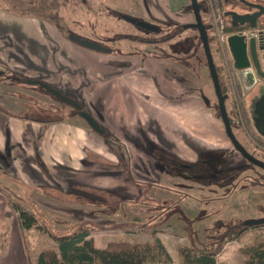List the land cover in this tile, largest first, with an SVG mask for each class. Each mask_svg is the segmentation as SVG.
Segmentation results:
<instances>
[{"label":"crops","instance_id":"1","mask_svg":"<svg viewBox=\"0 0 264 264\" xmlns=\"http://www.w3.org/2000/svg\"><path fill=\"white\" fill-rule=\"evenodd\" d=\"M147 1L154 11L151 18L157 21L180 25L194 19L187 7L190 0ZM9 39L25 57L11 49ZM91 50L61 36L45 21L0 11V65L13 70L15 75L21 73L27 77V74L30 76L27 58L41 61L55 76L56 89L71 91L79 101L88 105V113L101 115L106 135L102 139L64 118L50 123L32 120L23 114L27 101L15 96L26 98L42 91H34L31 87L0 89V183L4 186L0 185V264H35L36 259L30 257L24 242V232L32 228L20 229L18 212L8 205V194L22 200L14 191L16 182L32 187L28 202L33 207L50 208L49 202L56 208L63 207L38 192L42 188L79 193L75 187H81L104 194L83 193L85 200L93 199V204H81L78 200L79 207L96 208L94 203L109 204L113 200L120 203L151 202L156 199L145 196V191L158 190L164 175L161 166L150 156L153 143L162 148L167 144L178 147L190 141L203 145L204 128L208 126L215 128L223 145V138L227 139L223 124L213 109L206 107L197 94L160 64L132 56L116 59L107 52ZM222 53L226 55L224 50ZM224 61L236 112L242 128L248 129L249 99L240 92L237 79L229 71V61L225 58ZM231 61L230 57V64ZM92 72L99 76L94 88L92 84L85 85L91 80ZM33 81L31 76L30 84ZM38 161L41 167L37 165ZM56 212L67 219L84 222L82 217L71 213ZM82 213L79 212L80 216ZM104 215L106 218L107 214ZM89 217H94L93 221L97 222V211ZM154 231L162 241L160 233ZM91 238L97 249H104L107 242L112 241L99 243L93 232Z\"/></svg>","mask_w":264,"mask_h":264},{"label":"rangeland","instance_id":"2","mask_svg":"<svg viewBox=\"0 0 264 264\" xmlns=\"http://www.w3.org/2000/svg\"><path fill=\"white\" fill-rule=\"evenodd\" d=\"M214 3V0H209L208 7L210 18L215 24L217 11ZM4 4L9 6L10 3ZM88 6L89 8L83 4L69 5L60 11L64 19L65 30L72 32L80 39H89L102 46L107 54L113 55L116 59L132 56L155 61L170 71L171 75L193 94H197L206 107L213 109L216 117L219 116L206 58L195 28H181L179 24L164 21L162 25L159 24L158 31H151L125 19L128 17L136 21L154 22L155 19L151 21V14L154 11L147 0H88ZM187 7L190 8V5ZM0 11L10 13L1 4ZM167 37L170 38L166 40ZM8 43L12 50L19 55L26 56L10 39ZM215 43L212 41V50L216 46ZM222 56V53H214L216 61H224ZM27 59L30 68L27 70V73L30 71V76L27 74V77L21 73L15 75L13 70L11 71L3 64L0 65V89L22 90L31 87L34 91H42L39 95L34 93L32 96L27 95L26 98H21L20 95L15 96L27 101L23 106L25 116L32 120L40 119L43 123H48L52 119L64 118L95 133L87 127V123L81 117L75 114L74 108L45 92L37 84L41 82L56 89L53 81L55 76L50 69L39 60ZM229 71H231L230 68ZM31 76L34 80L32 84L29 82ZM90 78L91 80L86 81L85 85L86 83L92 84L94 88L99 81V76L92 72ZM13 79L16 80L12 81ZM58 91L64 96L81 102L69 90ZM80 104L83 111L89 110L88 105L82 102ZM92 116L105 130L101 115L93 112ZM238 135L247 144L253 145L255 142L257 154L251 152L255 157L264 160V142L258 139L250 128H241ZM190 142L178 145V147L174 145L175 149L173 145L167 144L162 148L153 143L152 149L162 154L159 163L164 173L160 182L161 187L158 190L152 191L151 189L148 193L145 191V196L154 197L155 201L120 203L113 200L109 204L94 203L96 208L79 207V203L93 204V199L85 200L83 193L98 196L104 194L81 187H75L79 193L76 191L62 193L57 188H42L38 192L59 202L63 207L56 208L51 202L48 203L50 208L33 207L28 202L32 187L22 186L9 177L10 180L16 182L17 188L15 187L14 191L22 200L14 198V194H8V205L10 208L17 207L28 214H34L38 219L37 223L53 234H67L81 226L86 227L91 234L95 233L99 243L122 237L131 241L146 240L149 237L141 230H157L163 238L162 242L173 264H180L178 254L180 246L198 247L201 243L208 242L213 236L220 238L230 225L242 223L247 219L264 217V170L245 160L225 138H223V145L214 127L204 128L203 145ZM181 147H183L182 150ZM166 149L176 153L172 154ZM178 154L185 160L181 159ZM181 164L188 165L190 168L181 167ZM37 165L41 167L39 161ZM0 185L3 186V183ZM18 188L19 191H17ZM95 210L97 211V222L93 221L94 217H89L94 215ZM56 211L82 217L84 222L67 219ZM79 212H83L81 216ZM104 213L107 214L106 218H104ZM109 221L112 223L109 224ZM248 228L249 231L244 232L237 240L223 245L217 254L218 264H243L244 256L239 248L264 242L263 225L252 228L256 229L254 231L251 227ZM128 229L139 230L141 233L130 234L125 231ZM24 239L27 251L33 259L37 258L42 249L54 245L51 237L42 228H32L31 231L24 232ZM147 264L155 263L148 262Z\"/></svg>","mask_w":264,"mask_h":264},{"label":"trees","instance_id":"3","mask_svg":"<svg viewBox=\"0 0 264 264\" xmlns=\"http://www.w3.org/2000/svg\"><path fill=\"white\" fill-rule=\"evenodd\" d=\"M4 3L10 4L6 6ZM198 3L200 4L202 22L207 27L209 26L210 18H205L206 16H204V0H198ZM0 4L7 11L19 17L36 18L49 23L55 27L61 36L80 45V38L72 32L65 30L64 19L60 11L69 5L75 6L77 4H83L89 8L88 0H0ZM226 30L229 29L226 28ZM207 35L221 92L227 95L226 101L233 104V101L229 97V84L223 65L214 58V53H218L219 48L215 46L214 50H212V36L208 28ZM148 44L151 45V43ZM232 108H234L233 105ZM75 112L77 115L78 112ZM228 118L232 125V131L236 138H238L235 132V128H238V126H234V119L230 113H228ZM55 121V119H52L48 122ZM86 125L90 128L88 124ZM101 130L102 133L97 135L105 138L106 135L102 127ZM238 140L248 150L239 138ZM150 156L159 163L162 154L151 149ZM159 165L161 166L160 163ZM12 208L18 212L17 219L20 229L42 228L54 242L52 247L44 248L38 253L35 264H147L148 262L173 264L170 254L160 238L155 235L154 230H141L146 232L149 239L131 241L122 237L107 242L104 249H97L94 247L91 232L86 227L81 226L77 230L67 234H53L37 223L38 219L34 214H28L17 207ZM247 229L249 228L241 225V223H235L230 225L220 238L213 236L208 242L201 243L198 247L180 246L178 248L180 264H218L217 254L223 245L237 240ZM141 231L127 230L126 232L140 234ZM239 251L244 256L243 264H264V242L242 246L239 248Z\"/></svg>","mask_w":264,"mask_h":264},{"label":"water","instance_id":"4","mask_svg":"<svg viewBox=\"0 0 264 264\" xmlns=\"http://www.w3.org/2000/svg\"><path fill=\"white\" fill-rule=\"evenodd\" d=\"M190 8L194 16V22L184 24V28H195L199 35V40L202 44L203 52L206 58L207 68L209 76L212 81L215 96L217 98L219 115L224 126L225 134L231 142L233 148L249 163L260 167L264 170V161L259 160L252 156L241 143L236 139L232 132L230 121L225 108L226 95L222 94L219 84L218 75L215 69L214 60L210 50L207 27L202 22L200 14V4L198 0H190ZM127 21L144 28L146 30L155 31L156 28L143 21H136L132 18H125ZM232 20H236L239 23L250 21L249 15H237L232 14ZM251 28L255 27L254 23L250 24ZM80 45L101 52H106V49L102 46L89 41L87 39H79ZM227 47L229 53L233 59L234 66L237 70V76L242 86L244 93H250V115L254 129L256 132L264 138V84L257 82L260 79L264 82V33H261L258 37H245L242 34H232L227 38ZM38 84L47 93L52 94L66 105L74 108L78 115L88 124L93 132L101 134L102 130L98 122L88 112L83 111L80 103L74 99L64 96L56 89L49 87L46 84L38 82ZM245 227H256L264 225V217L258 219H247L241 223Z\"/></svg>","mask_w":264,"mask_h":264},{"label":"flooded vegetation","instance_id":"5","mask_svg":"<svg viewBox=\"0 0 264 264\" xmlns=\"http://www.w3.org/2000/svg\"><path fill=\"white\" fill-rule=\"evenodd\" d=\"M214 1H215V3H214L215 4V10L217 11V17L221 21L222 31L227 35L224 38L223 43L221 44L219 39L216 37V35H217L216 34V26L212 22V20L210 18V13H209V11H210V9L208 7L209 0H204V16H206L205 18H207V17L210 18V23L208 24L209 26H207V28L210 31V35L212 36V41H215L216 42L215 45L219 48V52L218 53L221 54L223 50L226 52V55H224L222 53L223 54L222 58L223 59L225 58V59H227V61H229L230 69L232 71L231 73H233V75L235 76V78L238 81L237 85L239 87V90H240L241 93L245 94L246 97H248L249 105H250V98L252 97V95L250 93H244L243 92L242 86H241V84L239 82V79H238V76H237V70H236V68L234 66V62H233V59H232V57H231V55L229 53V50H228L226 42H227L228 36H230L232 34H242V35H244V33L246 31H248V30H257L256 35L255 36H251V37H258L261 33H264V0H214ZM232 14H234L235 16H237V15H249V16H251V20L250 21H245L243 23H239L237 20L235 22H233ZM151 21H153V19H151ZM192 22H194V19H193ZM148 23L152 24L156 28L155 31H158L159 24H161V25L163 24L162 22L157 21V20H154V22H148ZM251 23L255 24L254 28L250 27ZM183 25L184 24H180L179 27L184 28ZM226 28H228L229 30H226ZM169 38L170 37H167L166 40L169 39ZM230 57H231V60H232L231 64H230ZM216 58H217V56H216ZM218 62H220L223 65L224 73L226 75V79H227L228 84H229V97L233 101V104H230L229 102H227L226 101L227 95L224 94V95H226L225 108H226V111H227V115H228V113H230L232 118L234 119V126L235 125L238 126V128H235V132L238 135V133L241 131L242 126H241V122L239 120L238 114L236 112V102L232 98L233 89L231 88L229 74H228V71H227V68H226V65H225V61H223V60L219 61L218 60ZM257 82L264 84V82H262L260 79H257ZM37 84H38V82H37ZM213 91H214V89H213ZM214 95H215V93H214ZM216 102H217V98H216ZM232 105L234 106V108H232ZM217 108H218V103H217ZM218 115H219V109H218ZM218 117L220 118V115ZM249 118H250L249 119V123H250V127L249 128L251 129L252 133L258 139H260L262 142H264V138L262 136H260L256 132V130L254 129V127H253L252 120H251V115H250V109H249ZM220 120H221V118H220ZM230 125H231V123H230ZM231 129H232V125H231ZM238 138L248 148L249 151L241 144L246 149L247 152H249L252 156H254V155H253V153L251 151H253L254 153L257 154L256 148H255V145H254L256 143L253 142V139H252V142H253V145H252L250 143H248V144L245 143V141H243L239 137V135H238ZM238 138H236V139L238 140ZM230 144H231V142H230ZM231 146H232V144H231ZM255 158H257V157H255ZM257 159L264 161L263 158H257ZM181 167L190 168L188 165L186 166V165H183V164H181Z\"/></svg>","mask_w":264,"mask_h":264},{"label":"built area","instance_id":"6","mask_svg":"<svg viewBox=\"0 0 264 264\" xmlns=\"http://www.w3.org/2000/svg\"><path fill=\"white\" fill-rule=\"evenodd\" d=\"M216 26V34H217V38L219 39V41L221 42V44L223 43L224 38L227 36L223 31H222V25H221V21L218 19L217 17V21L215 23ZM257 33V30H248L244 33V35L248 38L251 36H255ZM229 35V34H228Z\"/></svg>","mask_w":264,"mask_h":264}]
</instances>
